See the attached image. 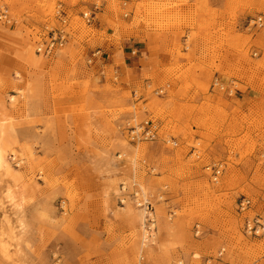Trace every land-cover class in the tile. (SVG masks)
Wrapping results in <instances>:
<instances>
[{
  "label": "rangeland",
  "instance_id": "374dc122",
  "mask_svg": "<svg viewBox=\"0 0 264 264\" xmlns=\"http://www.w3.org/2000/svg\"><path fill=\"white\" fill-rule=\"evenodd\" d=\"M94 1L0 0L11 19L0 21V120L15 176L0 194L12 188L21 203L5 208L15 239L0 208V264H264V236H245L237 213L247 197L252 215H264V26H252L264 20V0H227L219 15L198 0L190 42L204 44L201 62L159 78L120 72L122 51L105 42L135 25L181 24L166 13L169 0H105L88 25L81 14ZM59 10L69 41L39 55L38 41L61 27ZM148 120L160 139L130 143L128 123ZM171 138L176 147L164 143ZM216 163L225 170L215 183L205 167ZM141 186L156 234L143 253L139 219L127 212Z\"/></svg>",
  "mask_w": 264,
  "mask_h": 264
},
{
  "label": "crops",
  "instance_id": "0c3cea01",
  "mask_svg": "<svg viewBox=\"0 0 264 264\" xmlns=\"http://www.w3.org/2000/svg\"><path fill=\"white\" fill-rule=\"evenodd\" d=\"M167 1L164 0V2ZM169 2L171 6L166 13L169 16L178 17L181 24L169 25L162 29L158 25H135L131 28L130 34L126 36L122 34L119 40L105 42L106 48L111 52L122 51L124 67L119 69L120 72L125 74L131 69L141 78L146 74L159 78L165 76L172 66L185 68L190 64L193 66L200 64L202 59L200 49L204 44L200 37H195L193 42H190L191 35L199 30V19L202 16V13L198 11V0H188V3L187 0H169ZM226 4L227 0H209V7L218 9V15L220 9H224ZM107 26L102 22L99 24L102 29ZM114 34L112 32L108 35L114 36ZM179 46L182 48L180 49ZM192 49L197 52L191 56V60L178 56V52L189 54ZM191 71L197 73L193 67ZM173 88L177 90L179 85ZM241 96L242 100L246 98V95Z\"/></svg>",
  "mask_w": 264,
  "mask_h": 264
},
{
  "label": "built area",
  "instance_id": "2783aa9c",
  "mask_svg": "<svg viewBox=\"0 0 264 264\" xmlns=\"http://www.w3.org/2000/svg\"><path fill=\"white\" fill-rule=\"evenodd\" d=\"M105 0H95L87 12L81 14V17L86 21L88 25L94 24L98 19V14L102 10ZM59 20L61 23V27L53 28L48 30L47 33L38 41L36 52L39 55H43L49 57L53 55L55 52L64 48L69 41V34L67 32L69 21L68 17H66V13L62 10L58 11ZM9 11L5 6H0V21L4 23L10 22ZM253 22V28L259 29L263 28L264 20L262 17H259ZM100 52H95L93 58L99 55ZM221 88L222 90L225 88L220 82L215 81L213 84V88ZM126 135L130 143L138 144L141 142H155L160 139L159 129L155 123L148 120L142 122L140 124L132 125L128 123L126 128ZM164 143L170 146L176 147L178 143L173 139L164 140ZM206 171L209 172L210 178L213 182H218L222 177L225 165L222 163L211 164L205 167ZM128 188L122 185V190L126 192ZM129 195V194H128ZM128 195H124L121 199V202L124 203L128 198ZM130 199H133L139 209H146L147 211V221L154 222V206L148 195H144L140 190H135L130 194ZM140 202V206L139 203ZM255 210V203L247 198L243 197L237 202V213L240 218L243 219L242 223V232L245 236L260 238L264 236V215L255 214L252 215V211ZM153 224V223H152ZM195 235L198 237L201 235L200 226L197 225L195 227ZM224 251H222L219 255V260L221 261V256ZM174 264H184L183 260H178Z\"/></svg>",
  "mask_w": 264,
  "mask_h": 264
},
{
  "label": "bare ground",
  "instance_id": "6f19581e",
  "mask_svg": "<svg viewBox=\"0 0 264 264\" xmlns=\"http://www.w3.org/2000/svg\"><path fill=\"white\" fill-rule=\"evenodd\" d=\"M220 51L219 53H222V49L224 47V44L220 41ZM228 60V59H227ZM217 81V79H216ZM1 115H3L1 113ZM6 138V130L4 127L3 122L0 120V185L5 181V178H15L14 174H13V170L11 168V164L9 161V157H8V152H9V144ZM141 191L144 195H146L145 193V189L141 186ZM140 191V193H141ZM0 208L3 210V216H4V222L7 224L8 229L10 230V236L11 239H15V228H13L10 225V220L7 216V213L5 212V208L6 205L8 207H10L11 210H14L16 212L20 211L21 208V203L20 201L17 202L16 201V196L12 190V188H7L4 192H2L0 194ZM131 202L136 206H129L128 209V213L130 215H134L136 217H138L139 222H140V229H141V233L139 235L140 239V246H139V252L143 253L144 251L149 250V247L151 246V243L154 242V238L156 236V234L154 233V231L151 230V226H149L147 224V211L146 209L142 208L139 209L136 205V203L134 202L133 199H130ZM128 202H130L129 200H125L124 201V205L127 204ZM139 206H140V202ZM122 210H125L122 208ZM19 228L22 230L24 228V223L22 220L19 221Z\"/></svg>",
  "mask_w": 264,
  "mask_h": 264
}]
</instances>
